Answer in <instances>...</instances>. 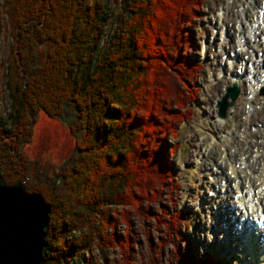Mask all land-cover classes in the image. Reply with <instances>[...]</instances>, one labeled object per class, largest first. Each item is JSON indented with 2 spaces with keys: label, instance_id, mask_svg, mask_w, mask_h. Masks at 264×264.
Instances as JSON below:
<instances>
[{
  "label": "trees",
  "instance_id": "16d2710c",
  "mask_svg": "<svg viewBox=\"0 0 264 264\" xmlns=\"http://www.w3.org/2000/svg\"><path fill=\"white\" fill-rule=\"evenodd\" d=\"M198 6V0H124V16L97 46L103 0H3L11 47L0 174L5 183L20 180L49 205L41 264H90L84 247L96 237L106 245L112 213L122 207L164 222L159 240L174 246L178 261L170 257L172 264H219L211 255L190 258L180 231L185 210H170L168 196L167 203L158 201L162 191L176 188L165 162L176 147L164 138L175 135V123L186 120L187 103L197 96L199 65L184 48ZM38 110L67 123L74 151L52 175L32 180L21 146Z\"/></svg>",
  "mask_w": 264,
  "mask_h": 264
},
{
  "label": "rangeland",
  "instance_id": "374dc122",
  "mask_svg": "<svg viewBox=\"0 0 264 264\" xmlns=\"http://www.w3.org/2000/svg\"><path fill=\"white\" fill-rule=\"evenodd\" d=\"M198 1L196 16L188 28L191 42L184 48L188 56L199 65L198 75L194 77L197 96L196 100L187 103L190 113L186 120L175 123V135L164 138L168 147L172 144L176 147L173 154L165 156V162L173 169L172 182L176 183V188L166 194L162 191L158 201L163 205L167 203L168 196L171 201V205L167 204L170 210H185L183 216L187 215V225L180 231L189 240L191 259L210 252L221 264H251L250 255H244L239 246L242 237L240 236V240L237 231L241 227L238 225L237 231L234 230L235 223L237 225L239 221L240 210H233L235 206L231 203H236V194L235 190L228 186L229 183L234 185L233 179H229V167L233 166L236 170L237 166L243 163L242 159L248 161L254 156L255 160L261 159L257 160L256 169L264 167V93L259 95V90L264 87L254 86L252 95L247 97L251 88L244 80L246 75L250 74L245 73L251 70L255 71L258 78L264 76V45L261 40L264 34L258 36L260 39H253L255 42L248 38L245 46H240L243 42H238V39L243 38L242 25L245 27L244 32L248 31L246 26L257 17V9L263 0ZM185 10L187 14L192 15L190 10ZM102 12L105 24L97 46L103 45L108 39L119 15L124 16V0H103ZM10 47L11 36L6 27L3 0H0L2 123L7 122L8 113L4 66ZM244 48H247V51L244 50L245 53L241 54L239 51ZM234 49H237L233 55L234 59L239 55L236 64L230 69L224 68L225 57L230 56ZM252 50L259 56L258 62H251ZM245 60L246 63H243ZM222 68L223 71L220 70ZM235 79L240 81L237 84L238 95L226 110L225 117L219 118L216 116L214 102L223 93L224 87L229 86L231 80ZM171 81L174 80L167 79L169 86L175 83L172 84ZM190 85L193 87V84ZM171 109L175 110L173 106ZM33 115L28 140L22 144L21 151L28 162L31 179L36 180L41 173V176L52 175L70 158L74 151V136L63 120L49 116L42 110ZM258 170L250 181L260 175ZM250 172L251 170L244 169L240 175L249 176ZM261 176H264V173L259 177ZM255 184L259 187L260 182ZM155 204L159 205L158 202ZM155 204L149 205L151 212L156 208ZM112 216L113 223L105 230V233L111 236L108 242L102 246L101 240L96 237L84 247V261L89 260L90 264H172L170 257L176 260V253L171 252L174 249L172 243L159 240L162 231L160 223L163 221L157 224L151 221V217L148 218V213H142L141 210L137 213L128 207L118 208ZM126 216L128 219L124 221ZM234 216L236 222L233 220ZM222 224H226L228 231L225 226L221 227ZM76 235L75 232L74 236ZM116 240H122L129 246H124L121 250Z\"/></svg>",
  "mask_w": 264,
  "mask_h": 264
},
{
  "label": "water",
  "instance_id": "95a60500",
  "mask_svg": "<svg viewBox=\"0 0 264 264\" xmlns=\"http://www.w3.org/2000/svg\"><path fill=\"white\" fill-rule=\"evenodd\" d=\"M237 92L235 82L225 88L216 103L218 116H224ZM49 212L39 193L26 191L18 179L5 183L0 174V264L42 263Z\"/></svg>",
  "mask_w": 264,
  "mask_h": 264
},
{
  "label": "bare ground",
  "instance_id": "6f19581e",
  "mask_svg": "<svg viewBox=\"0 0 264 264\" xmlns=\"http://www.w3.org/2000/svg\"><path fill=\"white\" fill-rule=\"evenodd\" d=\"M259 8H260V6H259ZM246 27L248 28V31L244 32L245 27H243V25H242V29L244 28L243 33H242L243 38L238 39V42L240 44H242V42H243V44L240 46H243V45L245 46V42H246L248 37H251L252 39L256 40L259 35L264 34V9H262L260 14L258 12L257 17L255 19H252V21L249 22ZM258 39H260V37ZM240 49H241V47L239 48V50ZM239 52H241V51H239ZM231 64H232V62L230 63V65ZM247 78L252 80L254 85L261 84L264 86V79L263 80L262 79L257 80L255 78H253L252 73H250L247 76ZM263 143H264V141H263ZM257 155H260V154H257ZM243 157H245V156H243ZM260 158H261V156H260ZM256 159L261 160L259 158H256ZM257 160H255L254 156H252L250 158V160H248V161H247V159H242L243 163L239 164V166H237L236 170L234 169L235 167H233V166L229 167L230 168L229 169L230 170L229 171L230 172L229 179L230 180L233 179L234 185L232 186L229 183L228 187H230L231 190H235V194H236V203H235V201H233V203H231L235 206L233 208V210L234 209H235V211L240 210L239 221H241L242 223H246V225H244V227L241 229L240 228L238 229V225H236V227H235L236 231L238 229V231H237L238 237L241 236L242 240H243V241L242 240L241 241L244 244V245L242 244L244 255L245 254H248L246 256L250 255L251 258L249 257L250 258L249 262H251V264H264V248L262 247V249H260L261 246H260L259 241H258L259 236H261V229L259 227H257V229L253 228V226L255 224L254 219H255V221L256 220L258 221V220H262L264 217V183H263L264 182V176L259 177L260 175H263L264 167L263 168H261V167L257 168L260 170V175L259 174L257 175V177H259V178L255 177L252 181H250V178L252 177V175L255 173L257 174V172H256V170H257L256 167L258 164ZM246 161H247V163H246ZM244 169L251 170L249 176L243 175V177H242L241 176L242 174L240 175V173ZM240 177H242V178H240ZM257 181L260 182L259 187L255 184ZM229 206H230V204H229ZM236 216H234L235 222H236ZM257 217H258V219H257ZM237 218H238V216H237ZM226 231H228L227 226H226ZM256 234H258V235H256ZM251 236H254L255 239L251 240ZM255 236H257V237H255Z\"/></svg>",
  "mask_w": 264,
  "mask_h": 264
}]
</instances>
